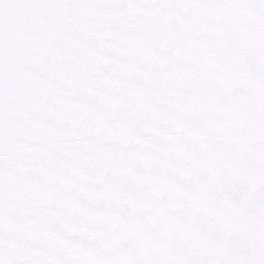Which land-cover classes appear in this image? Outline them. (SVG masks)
<instances>
[{"label": "snow or ice", "instance_id": "obj_1", "mask_svg": "<svg viewBox=\"0 0 264 264\" xmlns=\"http://www.w3.org/2000/svg\"><path fill=\"white\" fill-rule=\"evenodd\" d=\"M0 264H264V0H0Z\"/></svg>", "mask_w": 264, "mask_h": 264}]
</instances>
